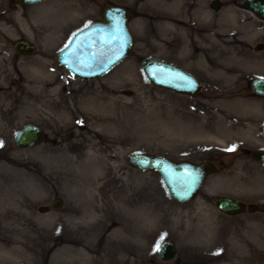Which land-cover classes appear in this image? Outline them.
I'll return each mask as SVG.
<instances>
[{
	"label": "rangeland",
	"instance_id": "obj_1",
	"mask_svg": "<svg viewBox=\"0 0 264 264\" xmlns=\"http://www.w3.org/2000/svg\"><path fill=\"white\" fill-rule=\"evenodd\" d=\"M109 1L134 11V49L107 75L79 79L57 52ZM211 1L203 0L208 15L222 22L201 27L197 39L199 26L172 20L169 0H0V198L5 210L28 214L18 223L0 216V264H168L154 250L161 236L176 243L183 264H264V213L230 216L215 205L219 195L264 202V164L250 154L264 149V97L251 93L252 79L264 77V20L239 0H219L218 11ZM20 39L36 54L16 51ZM147 55L200 77L201 95L153 86L139 63ZM30 122L46 139L19 148L15 132ZM91 151L107 166L103 190ZM136 151L213 160L218 171L179 204L158 174L130 165ZM57 198L61 211L50 206Z\"/></svg>",
	"mask_w": 264,
	"mask_h": 264
},
{
	"label": "water",
	"instance_id": "obj_2",
	"mask_svg": "<svg viewBox=\"0 0 264 264\" xmlns=\"http://www.w3.org/2000/svg\"><path fill=\"white\" fill-rule=\"evenodd\" d=\"M21 5H33L45 0H15ZM242 8L256 12L264 19V0H240ZM130 9L124 5L108 2L103 8L102 18L89 23L75 32L68 43L57 52V61L74 76L91 80L108 74L129 58L134 47V36L129 27ZM15 49L21 55L30 56L37 46L30 40L20 39ZM140 66L148 81L155 87L189 95L199 96L203 85L199 78L182 66L156 56H143ZM252 93L264 97V78L252 80ZM264 134V125L262 127ZM43 127L30 122L20 127L14 135L19 148H32L44 142ZM251 156L264 163V150H253ZM132 167L157 173L163 180L171 198L179 204H187L198 197L206 179L217 171L214 162L174 160L170 157L144 151L130 154ZM215 204L223 213L234 216L245 211L264 213V202L247 204L233 196L220 195ZM51 209L61 211L64 201L60 198L51 203ZM157 250L158 257L169 264H183L177 257L178 248L174 241L165 240Z\"/></svg>",
	"mask_w": 264,
	"mask_h": 264
},
{
	"label": "flooded vegetation",
	"instance_id": "obj_3",
	"mask_svg": "<svg viewBox=\"0 0 264 264\" xmlns=\"http://www.w3.org/2000/svg\"><path fill=\"white\" fill-rule=\"evenodd\" d=\"M169 1H170V4L172 3V5H173V6L170 5L171 6L170 9L173 8L172 20L178 26L181 25L179 27V29H181L183 27V25L185 26V24L199 26L197 28L199 31V32H197L198 33L197 39H199V35L201 34L200 30H199V29H201V27H202V29H204L206 31L209 28L210 29L214 28L215 30H217L218 24L220 27V23L222 22L221 17L217 16V15H208L209 11L207 10L205 3H203V0H169ZM239 1H238V5H239ZM125 5H127V4H125ZM127 6L130 8L131 19H132V17L134 16V11L132 10V8L129 5H127ZM221 7H222L221 1H219V0H212L210 3V8L213 9L214 11H218ZM242 9H244V8H242ZM244 10H247V9H244ZM174 11H176V12H174ZM247 11L254 13L256 18H258L260 20H264L256 12H252L250 10H247ZM170 22H171V20H170ZM177 29H175V30H177ZM179 33H180V31H179ZM218 33L220 34V32H218ZM206 47H208V44ZM195 51H199L198 47H196ZM215 51H220V50L216 49ZM209 161H213V160H209ZM213 162H215V161H213ZM217 166H218V164H217Z\"/></svg>",
	"mask_w": 264,
	"mask_h": 264
},
{
	"label": "bare ground",
	"instance_id": "obj_4",
	"mask_svg": "<svg viewBox=\"0 0 264 264\" xmlns=\"http://www.w3.org/2000/svg\"><path fill=\"white\" fill-rule=\"evenodd\" d=\"M251 13V12H250ZM254 14V13H252ZM91 156H93L95 158L96 161H98L100 163V165L102 166L103 168V173H102V177H103V182L102 184L99 186V189L100 190H103L105 187L108 186V179H105V170L107 168L106 166V163L104 162V160L101 158V154L98 153V152H95V151H91L90 152ZM91 178V177H90ZM93 178L90 179V181H92ZM96 197L94 196V194H91V198L89 199L90 203L92 204L94 201H95ZM9 202L8 201H5L4 198H0V216L3 220H7V221H12V222H19L18 219H19V216L21 215H24V216H27L28 214L23 212L24 210H22V208H18L20 210H16L14 209L13 211H10V210H5L4 209V205ZM110 204V203H109ZM106 204L104 202L102 203H98L94 206V208L97 210H103L104 209V206ZM14 215H13V214ZM19 229V227H15L14 230H17ZM117 231H122L121 229L117 230ZM89 258V257H88Z\"/></svg>",
	"mask_w": 264,
	"mask_h": 264
},
{
	"label": "snow or ice",
	"instance_id": "obj_5",
	"mask_svg": "<svg viewBox=\"0 0 264 264\" xmlns=\"http://www.w3.org/2000/svg\"><path fill=\"white\" fill-rule=\"evenodd\" d=\"M65 47H67V45H66ZM229 150H231V149H229ZM162 240H163V236H161V237H160V240L157 241V244H156L154 250H159V248L162 246V245H161V241H162Z\"/></svg>",
	"mask_w": 264,
	"mask_h": 264
}]
</instances>
